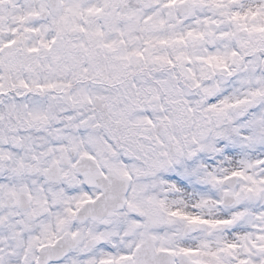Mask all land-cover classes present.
Returning <instances> with one entry per match:
<instances>
[{"label": "snow or ice", "instance_id": "obj_1", "mask_svg": "<svg viewBox=\"0 0 264 264\" xmlns=\"http://www.w3.org/2000/svg\"><path fill=\"white\" fill-rule=\"evenodd\" d=\"M0 264H264V0H0Z\"/></svg>", "mask_w": 264, "mask_h": 264}]
</instances>
